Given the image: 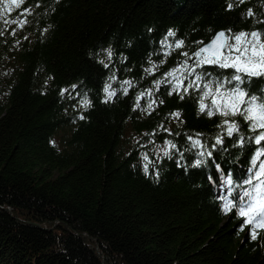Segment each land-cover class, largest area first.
<instances>
[{"label":"trees","instance_id":"16d2710c","mask_svg":"<svg viewBox=\"0 0 264 264\" xmlns=\"http://www.w3.org/2000/svg\"><path fill=\"white\" fill-rule=\"evenodd\" d=\"M219 30L264 34V0H0V264H264V230L251 239L221 199L239 205L264 145L241 116L199 110L203 85L235 70L197 67L186 93L165 76ZM243 80L264 98V76ZM224 119L245 143L225 135L212 150ZM169 141L167 155L148 150Z\"/></svg>","mask_w":264,"mask_h":264},{"label":"snow or ice","instance_id":"6c2138e0","mask_svg":"<svg viewBox=\"0 0 264 264\" xmlns=\"http://www.w3.org/2000/svg\"><path fill=\"white\" fill-rule=\"evenodd\" d=\"M242 3L243 0H240ZM19 7V4H17ZM231 7V5H229ZM28 11V10H26ZM247 15H254L251 10H248ZM174 33H169V36ZM262 33L253 32H240L231 33L221 31L215 35L208 45L202 46L199 51L194 52L192 55L196 58L193 66H189L187 60H185L179 68L174 69L165 74L167 77H172L175 81L172 88L173 92L180 93L181 91L187 92L189 88L200 89L202 77L199 74H195L196 68L201 67L204 64H216L222 68H232L235 70V74L231 77L230 81L223 82L218 81L216 83L215 90L211 84H204L202 96L200 99L199 110L201 113H205L209 117L219 114L222 117H234L241 116L248 124L249 130L253 132V136L248 137V142L255 145H264V98L257 96H249L240 85L243 84L244 76H264V39H262ZM202 43V42H201ZM176 48L183 47V41H178L175 44ZM111 52L109 51V56ZM185 57H188V53H182ZM191 58V57H189ZM156 68L153 65L152 68L146 69L147 72L152 73ZM177 72L181 73L178 77ZM187 72L189 77L195 74L194 78L185 86L183 73ZM235 82V85L229 89L225 87V83ZM169 84L173 83V80H167ZM157 86L161 81L155 82ZM124 84L131 85V81H124ZM110 85L105 87L104 91L107 93L108 98L115 95L114 92L109 91ZM125 94L127 89L124 90ZM171 94V93H170ZM145 93H141L139 100ZM150 95V92L148 93ZM181 98H183L181 96ZM210 98V103H205V100ZM89 101H84V106L87 107ZM139 107V103H137ZM148 108H152V104H148ZM175 118L180 117L179 112L172 113ZM83 118V117H81ZM224 129L221 135L215 137L212 144V150H215L218 146L224 144V136L233 137L237 135V146H242L245 143V138L241 135L239 126L234 120L224 119L220 125ZM189 140L193 141L194 147L205 148L201 141L197 138L193 140L189 137ZM169 147L175 148L176 145L168 142ZM168 154L165 149V155ZM213 151L205 150L199 152L200 157L211 158ZM264 157V147H259L254 150V156L252 158V168H257V161ZM147 159V157H145ZM207 160L197 159L193 166L199 167L201 164H206ZM217 172L220 174V181L223 187L229 189L231 194L234 191V181L232 175L229 172L224 174L219 164H216ZM147 170V166H145ZM211 179V177H210ZM244 185L250 186L244 188ZM243 190L239 193V205L233 203L232 199L227 197H221L225 201L224 209L230 210L233 207H238V214L243 218L245 225H251L250 238L255 240L258 237V230H264V162H261L258 166V170L251 172L247 179L243 180L239 185ZM235 199V197L233 198Z\"/></svg>","mask_w":264,"mask_h":264},{"label":"rangeland","instance_id":"374dc122","mask_svg":"<svg viewBox=\"0 0 264 264\" xmlns=\"http://www.w3.org/2000/svg\"><path fill=\"white\" fill-rule=\"evenodd\" d=\"M180 72H177V76L180 77ZM165 149H167V151L169 152L171 147H169L168 143H164V144H157V145H152L148 150L151 151L153 150L156 154H160V155H165ZM146 156H144V159L147 160L145 158ZM219 191H223L225 187H223L222 185L219 187Z\"/></svg>","mask_w":264,"mask_h":264},{"label":"water","instance_id":"95a60500","mask_svg":"<svg viewBox=\"0 0 264 264\" xmlns=\"http://www.w3.org/2000/svg\"><path fill=\"white\" fill-rule=\"evenodd\" d=\"M221 31H223V30H219V31H217V32L214 34V36H213L208 42H206L205 44L201 45L200 48H201L202 46H204V45H208V44L210 43V41L215 37V35H216L217 33L221 32ZM200 48H199V49H200ZM199 49H198V51H199ZM195 59H196V58H195Z\"/></svg>","mask_w":264,"mask_h":264}]
</instances>
